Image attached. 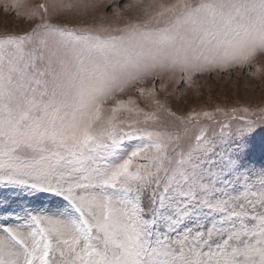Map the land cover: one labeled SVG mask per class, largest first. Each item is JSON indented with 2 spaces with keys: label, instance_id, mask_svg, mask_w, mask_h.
Segmentation results:
<instances>
[{
  "label": "snow or ice",
  "instance_id": "6c2138e0",
  "mask_svg": "<svg viewBox=\"0 0 264 264\" xmlns=\"http://www.w3.org/2000/svg\"><path fill=\"white\" fill-rule=\"evenodd\" d=\"M114 2L0 0L35 23L0 35V264H264V107L169 103L264 76V0Z\"/></svg>",
  "mask_w": 264,
  "mask_h": 264
},
{
  "label": "rangeland",
  "instance_id": "374dc122",
  "mask_svg": "<svg viewBox=\"0 0 264 264\" xmlns=\"http://www.w3.org/2000/svg\"><path fill=\"white\" fill-rule=\"evenodd\" d=\"M22 2L31 7L44 2V0H22ZM128 2L129 0H118L112 4V7H122L123 3ZM126 15L131 16L133 14ZM101 16H107L106 22L111 21L112 8L102 7L94 12L89 11L84 16L69 14L53 22L67 24L68 27H76L97 23ZM34 26V22H25L22 19H17L14 14L4 13L0 10V35L7 33L22 34L30 31ZM259 64H264V57L258 61ZM248 70L233 69L230 73H212L197 77L196 87L188 90L186 95H180L186 87L182 84L176 96L169 97L170 106L178 114H186L192 109L212 110L217 105L224 108L234 106L264 107V76L260 78L248 76ZM169 91H171V87Z\"/></svg>",
  "mask_w": 264,
  "mask_h": 264
}]
</instances>
